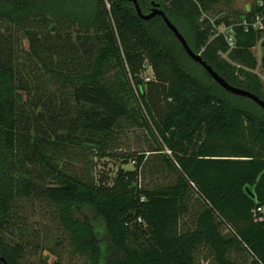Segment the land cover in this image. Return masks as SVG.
I'll return each instance as SVG.
<instances>
[{
  "label": "trees",
  "instance_id": "trees-1",
  "mask_svg": "<svg viewBox=\"0 0 264 264\" xmlns=\"http://www.w3.org/2000/svg\"><path fill=\"white\" fill-rule=\"evenodd\" d=\"M216 1L137 0L143 13L158 4L195 53L205 46L201 56L214 71L264 100L259 76L223 58L221 38L207 43L212 27L201 10ZM0 27V264H25L40 247L29 241L26 198L46 201L63 234L56 246L66 240L86 264H196L201 247L217 264H242L232 251L264 264V214L256 212L264 207V115L244 102L264 108L221 87L160 15L144 20L128 0H0ZM13 27L27 38L25 51ZM263 36L237 27L230 58L255 68L251 47ZM146 62L154 79L144 82ZM125 118L150 131L172 182L138 184L145 154L134 169L120 168L112 186L60 169L57 156L70 146L108 156ZM194 194L200 203L182 227ZM52 251L44 264H59Z\"/></svg>",
  "mask_w": 264,
  "mask_h": 264
},
{
  "label": "rangeland",
  "instance_id": "rangeland-1",
  "mask_svg": "<svg viewBox=\"0 0 264 264\" xmlns=\"http://www.w3.org/2000/svg\"><path fill=\"white\" fill-rule=\"evenodd\" d=\"M246 1L248 2V0H218L210 5L211 7L207 12L211 16L227 14L232 18H236L238 14L242 12L243 4L247 3ZM175 22H177L183 34L188 37L190 32L187 24L178 19H175ZM13 28V30H15V37L17 39L19 38L16 40L17 50H19V52L25 51L28 47L27 38L23 35L21 30L16 27ZM0 32H3L1 27ZM179 52L181 53L180 58L182 62L192 65V60L187 54L181 49ZM195 68L197 69V67ZM197 70L200 75H202L200 70ZM140 77L144 82L154 79L153 70L148 62L144 64ZM232 101L236 104L241 103L243 105V101L241 100L233 99ZM244 105L264 115V112L257 109L255 105H251L248 102H244ZM61 134L64 135L66 133L63 132ZM155 146L156 141L150 131L139 126L132 120L125 118L119 122V128L112 136V140L109 144L108 156L100 157L94 151L85 152L78 147L70 146L65 154H59V156H57V163L60 169L86 181L97 183L99 179L104 176L106 184L112 186L117 176V171L120 168L126 170L134 169L135 164L133 159L137 154H145L146 162L142 168V176L138 184H141L145 189H152L155 186L172 182L174 179V175L164 169L161 155L152 152ZM167 151L168 150H166V152ZM199 203L197 195L194 194L189 203L191 211L181 219L180 223L182 227L189 226L192 223L193 216ZM21 205L24 206V217L29 220L28 226L30 228V234L33 235V238L29 239V241L32 244L40 245L36 253L29 257H25V264H44V257H46L48 261L53 260L54 257L49 254V250H53L59 254V264H86L84 258L70 255L68 242L66 240L56 246V241L58 238H63V234L53 213L50 212V208L46 201L40 202V200L26 198L21 200ZM34 224L38 226V233L32 232ZM224 233H227L226 229H224ZM35 234H39V236L35 238ZM41 247L43 248L42 250L40 249ZM231 256L242 264H250L252 260L245 252L237 253V251H232ZM196 264L217 263L211 250L207 247H201L196 250Z\"/></svg>",
  "mask_w": 264,
  "mask_h": 264
},
{
  "label": "built area",
  "instance_id": "built-area-1",
  "mask_svg": "<svg viewBox=\"0 0 264 264\" xmlns=\"http://www.w3.org/2000/svg\"><path fill=\"white\" fill-rule=\"evenodd\" d=\"M247 2V1H246ZM244 12H250L248 16H242L237 20H232L230 23L226 24L224 22L217 23V20L222 19L225 14H219L216 16L209 15L208 12L201 10L202 14L200 21L206 20L209 25H211L212 34L209 37L207 43L212 41L215 38H221L227 44V50L219 51V54L230 61L237 68H243L245 70L251 71L257 74L262 82H264V64L262 59L264 57V49L262 47V40L264 36L256 42L255 45L251 47V51L257 60V65L255 68L247 67L242 65L239 62L233 61L230 58V53L237 49V38H236V28L241 27L245 32H256L264 33V0H248L247 3L243 4L242 8ZM205 49V46L198 52L201 55V52ZM260 67V68H259ZM169 152V151H168ZM264 207H259L257 213L264 214ZM255 212V213H256ZM262 215L258 216L256 220H262Z\"/></svg>",
  "mask_w": 264,
  "mask_h": 264
},
{
  "label": "water",
  "instance_id": "water-1",
  "mask_svg": "<svg viewBox=\"0 0 264 264\" xmlns=\"http://www.w3.org/2000/svg\"><path fill=\"white\" fill-rule=\"evenodd\" d=\"M133 2L135 9L137 11V14L139 15L140 18L144 20L151 19L152 17L156 15H160L167 27L172 30V32L175 34L179 42L181 43L182 47L186 51V53L189 55L191 59H193L195 62L199 63L207 72L208 74L212 77V79L217 82L221 87L226 89L229 92H232L237 95L245 96L251 100H253L255 103H257L259 106L264 108V100L256 96L255 94L242 89L237 86H233L229 84L224 78H222L216 71L212 69V67L207 64L202 56L198 53H195L189 46L188 42L186 41L185 37L180 33L178 28L171 22V20L166 16L164 10L160 9L158 4H153V8L148 12V13H143L140 9V6L137 2V0H128ZM173 129L170 130V133L173 134ZM86 147L88 148H95V145L92 144H85ZM247 192L251 195H254L249 188H246ZM2 259V258H0Z\"/></svg>",
  "mask_w": 264,
  "mask_h": 264
}]
</instances>
